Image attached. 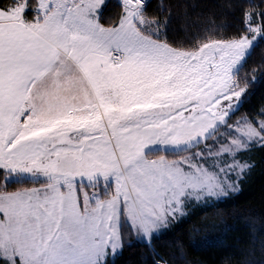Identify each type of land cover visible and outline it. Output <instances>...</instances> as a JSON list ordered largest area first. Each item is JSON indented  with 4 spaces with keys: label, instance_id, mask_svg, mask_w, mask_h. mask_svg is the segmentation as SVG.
<instances>
[{
    "label": "snow or ice",
    "instance_id": "snow-or-ice-1",
    "mask_svg": "<svg viewBox=\"0 0 264 264\" xmlns=\"http://www.w3.org/2000/svg\"><path fill=\"white\" fill-rule=\"evenodd\" d=\"M105 4L0 0V264H109L132 239L153 251L187 202L227 196L231 178L255 166L206 165L250 146L215 141L248 89L237 70L264 39V12L245 10L235 36L176 53L149 0H121L106 23ZM161 68L176 74L168 93L141 90ZM189 105L190 115L181 111ZM258 113L264 121V106ZM213 131V145L194 154L163 152ZM244 135L264 147V122L253 118ZM20 176L38 186L10 191ZM74 176L90 189L75 206L64 195ZM153 264L169 261L157 252Z\"/></svg>",
    "mask_w": 264,
    "mask_h": 264
},
{
    "label": "trees",
    "instance_id": "trees-1",
    "mask_svg": "<svg viewBox=\"0 0 264 264\" xmlns=\"http://www.w3.org/2000/svg\"><path fill=\"white\" fill-rule=\"evenodd\" d=\"M119 0H108L101 11V21L119 15ZM247 10L264 12V0H157L149 3L150 16L166 21L163 36L169 47L184 51L212 39L233 37L242 31ZM31 16V13L28 14ZM254 73V75H253ZM248 81L239 110L230 121L245 116L250 122L261 119L258 111L264 106V39L252 49L236 77ZM243 161L254 164L239 182V191L206 204H189L187 214L154 237V250L144 242L131 240V247L109 264H153L160 253L169 264H264V147L242 152ZM38 186L37 181L24 180L8 186ZM127 230V224H122ZM183 249V255L178 249Z\"/></svg>",
    "mask_w": 264,
    "mask_h": 264
},
{
    "label": "rangeland",
    "instance_id": "rangeland-1",
    "mask_svg": "<svg viewBox=\"0 0 264 264\" xmlns=\"http://www.w3.org/2000/svg\"><path fill=\"white\" fill-rule=\"evenodd\" d=\"M119 1L121 3V0H119ZM259 41H260V39L258 37L257 40L254 43V46ZM168 48H169L170 51L175 50V49H172L170 47H168ZM175 52L176 53H180V52H183V51L175 50ZM244 62L242 63V65L244 64ZM242 65H240V67L238 68V70H237L238 72L241 69ZM175 75H176L175 72L170 71V70H166L164 68H161L160 71L155 73L154 76H152L151 78L147 79L145 82H142L141 85H140V88L143 91L154 92V93H156V95L158 97H162V96H164V95H166L168 93V91H169L168 82L173 80ZM243 96L241 97L240 102L229 113L228 121H229V123L232 124V127L229 128L226 131L222 129L221 136L217 137L215 143L216 144H220L221 143V138H223L224 140H227L229 144H231L232 139H236V140H243V141H245V143L249 144L250 146L249 147H243L242 146V147L236 149V151L234 153H229L227 155H224L223 153H221L219 155V157L212 156V157H210L208 159V163L206 165L207 167L211 168V167L224 166L226 164H232L233 167L235 168L236 172L240 173V170H241L240 166L242 164H245V163H248V162L247 161H243L239 157V155L242 152H246L247 150L251 149L252 147H256L257 146L255 144H251L248 141L247 137L244 135L248 124H251L252 122H250L245 116H241V117H238L235 120L230 121V118L239 110V108H240V106L242 104ZM227 103H228L227 101H221V106H223V105H225ZM192 106L193 105L186 106L183 109H181V111H183L185 113H188V107H192ZM136 108H137V105L133 104V105H131L129 107V111H135ZM188 114L190 115V113H188ZM179 115H180V112L177 111V112H175L174 117L170 116L169 119L178 118ZM256 121L257 122H264V121H261V119H257ZM237 126H238V130H237ZM229 133H232V135H229ZM214 135H216V132H214V131L210 132L208 134V139L206 141L200 140V143L195 144V145L181 144V145H178V146H167V147H165L163 149V152L169 158V160H177L178 158H182V157H186L188 155L194 154L198 149L203 150L201 148V145L203 143H205V142L208 143L210 146L213 145L214 142L212 141L211 137L214 136ZM160 152H161V149L158 146L156 148L157 155ZM248 172H249V169L246 168L243 171L242 178L239 175L233 176L231 178L229 183H232L233 188L229 189L228 195L237 193L239 191V182L248 174ZM75 178L76 177L74 176L72 185L64 193V195L68 197V201L73 206L76 205L78 199L80 198L79 195H78V192L87 193L88 191H90V189L87 188V186H80L79 189H78L77 185L75 184ZM24 180H32V178L28 177V176H20V177L15 178L14 182L16 183V182H20V181H24ZM109 191L111 192L112 189H109ZM227 196L219 197V198H211V197H209V198H202L200 200H195V199L190 200L184 206L183 214H181L180 218L183 217L185 214H187V206L190 203L191 204H206L207 202L223 199V198H225Z\"/></svg>",
    "mask_w": 264,
    "mask_h": 264
},
{
    "label": "crops",
    "instance_id": "crops-1",
    "mask_svg": "<svg viewBox=\"0 0 264 264\" xmlns=\"http://www.w3.org/2000/svg\"><path fill=\"white\" fill-rule=\"evenodd\" d=\"M108 0H106V3H107ZM102 11V10H101ZM169 47V46H168ZM171 48V47H170ZM173 49V48H172Z\"/></svg>",
    "mask_w": 264,
    "mask_h": 264
},
{
    "label": "built area",
    "instance_id": "built-area-1",
    "mask_svg": "<svg viewBox=\"0 0 264 264\" xmlns=\"http://www.w3.org/2000/svg\"><path fill=\"white\" fill-rule=\"evenodd\" d=\"M152 0H149V3L151 2Z\"/></svg>",
    "mask_w": 264,
    "mask_h": 264
}]
</instances>
